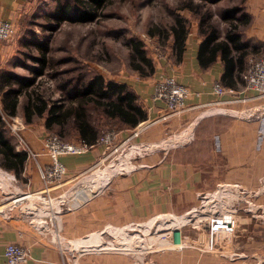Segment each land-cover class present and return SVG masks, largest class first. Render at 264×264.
Instances as JSON below:
<instances>
[{
    "label": "crops",
    "instance_id": "1",
    "mask_svg": "<svg viewBox=\"0 0 264 264\" xmlns=\"http://www.w3.org/2000/svg\"><path fill=\"white\" fill-rule=\"evenodd\" d=\"M227 2L222 0V4ZM234 3L243 7L250 18V24L241 29L244 41L257 49L256 57L264 58V0ZM39 4V0H0V22L10 21L18 26L24 19L33 17ZM189 29L181 57L173 51L171 60L154 63L152 77L138 76L137 81L119 82L128 85L139 97L149 119L134 131L123 130L116 135L123 140L140 138L138 142L156 148L154 164H149L152 159L145 161L146 165L140 170L116 180L99 198L64 214L61 226L68 239L82 242L105 232L106 228L125 229L132 224L140 225L156 214L189 211L200 196L213 194L223 185L246 190L251 202L264 210V97L250 94L252 99L245 104L212 105L232 98L231 94L221 98L212 94L215 84L222 85L224 66L218 59L208 70L201 68L199 24L190 22ZM15 49L14 41L0 43V72L11 65ZM161 76L175 77L180 85L200 94V98L192 97L180 114L168 115L162 103L152 101L155 82ZM244 86L237 83L234 89H228L239 94ZM205 108L210 109L204 111ZM7 118L11 117H4V122ZM148 122L152 125L145 128ZM5 131L16 151L15 137L6 128ZM25 137L34 151L42 152L44 147L39 134L28 131ZM100 140L87 155L61 159L68 174L60 187L77 182L95 166L104 155ZM46 162L43 158L42 163ZM32 168L31 164L30 182L34 183V188H40L39 173L32 172ZM23 173L24 170L19 179H24ZM13 176L17 178L14 173ZM12 206L0 200L1 254L7 245L19 244L31 249L33 261L29 264H72L71 260L77 261L75 264H132L128 256L113 251H81L70 257L52 245L51 237L42 236L29 224V217L21 207H16L10 217H6ZM204 231L201 236L188 237L187 264H196V259L197 264H264V220L247 214L236 220L231 234H214L210 225H205ZM85 247L90 248L82 246Z\"/></svg>",
    "mask_w": 264,
    "mask_h": 264
},
{
    "label": "rangeland",
    "instance_id": "2",
    "mask_svg": "<svg viewBox=\"0 0 264 264\" xmlns=\"http://www.w3.org/2000/svg\"><path fill=\"white\" fill-rule=\"evenodd\" d=\"M55 1L39 0L40 4L33 17L21 21V24L18 25V36L14 39L16 49L10 60L11 65L4 72L29 77L36 81L26 91L27 94L20 98L19 114L16 118L24 123L25 133L30 131L32 134H39L42 142L47 135H55L67 144H76L80 140H76L73 126L67 124L65 128H61L54 125L48 128V111L43 116L35 113L34 109L31 110L32 115L26 112L29 93L34 95V99L37 96L43 97L49 106L53 104L69 106L71 89L85 84L94 75H101L107 81L118 83L137 81L139 75L130 67L132 52H130L127 43L131 39H137L144 43L148 57L155 64L161 60L166 62L172 59L173 38L170 35V28L178 17L185 18L188 23L197 22L196 18L198 17L195 16V13L197 6H200L201 9L198 12L203 14L206 10L209 11V14L214 15L215 22L219 23L220 14L224 8L229 7L228 4L234 6L235 1L239 3L241 0H228V4L221 2L217 5L201 3L198 0H110L99 13V19L93 23L65 22L58 26L51 23L47 17L55 9ZM191 1L192 8L196 11L186 8ZM39 43L48 44L51 50L44 75L40 78H33V69L41 67L32 59V57L40 56L38 48H36ZM250 59L257 60L260 57L254 55ZM208 109L210 108H205L204 111ZM28 115L31 117L29 124H27ZM93 116L97 121L99 120L100 116L97 113ZM6 120L5 128L9 131L10 118ZM147 124L152 125V122ZM147 124L144 125L145 128ZM110 126V129H106L103 135L117 134L120 130L119 126L115 124ZM150 130H146V132ZM61 131L65 132L60 135ZM139 139L130 137L123 140L122 137L116 135L113 142L100 146L103 147L104 155L95 166L81 176L77 182L67 187H60L67 177L57 184H49L48 189L39 177L41 187L34 188V183L30 182L29 169L24 179L21 177L7 183L0 182V200L4 203H12L23 193L30 192L33 195L47 189L50 191L53 204L58 206V209H63L60 215L63 217L64 214L71 212L76 207L99 198L116 180L136 173L142 168L141 166L146 165L145 161L152 159L149 164H154L156 148L138 142ZM32 166V172H37V166L34 163ZM8 174L13 175V173ZM108 174H110V179L106 181L105 176ZM217 197H210L211 199H205L204 196L199 197L195 206L189 211L156 214L146 218L140 226L132 224L126 229L110 227L106 228L105 232L100 230L104 249L94 245H89L91 248L86 249L76 248L74 239H68L65 236L61 226L62 221L57 224L53 221L54 227L50 226V230L44 236L54 239L52 245L59 249L61 247L66 254L71 255L70 257L78 255L81 251H113L128 256L132 264H187L186 251L190 248V244L187 242L188 237L204 234L206 232L204 226L208 221L213 222L218 219L219 215L223 220H238L242 215L247 214L255 216L249 212V207L246 204H242V212L241 210L220 212L219 205L223 206L224 203L227 209H232L236 203L233 197L231 199L226 197L223 203L218 202L219 198ZM33 199L35 198L22 203L40 205V202L37 203ZM257 214L260 220L262 212H257ZM57 227L58 229H56ZM71 261L72 264L77 262ZM197 262L196 259V264Z\"/></svg>",
    "mask_w": 264,
    "mask_h": 264
},
{
    "label": "trees",
    "instance_id": "3",
    "mask_svg": "<svg viewBox=\"0 0 264 264\" xmlns=\"http://www.w3.org/2000/svg\"><path fill=\"white\" fill-rule=\"evenodd\" d=\"M201 3L217 5L222 0H198ZM56 6L52 13L48 14V20L58 25L65 22L74 24L93 23L99 13L108 5L110 0H56ZM192 8V1L186 6ZM185 8V9H186ZM201 7L197 6L195 16L199 24L202 43L198 52V61L203 70L211 68L218 59L224 66L222 85L224 88L234 89L237 83L245 85L243 74L248 69V60L257 53V49L244 41L242 27L250 24L249 15L240 6L224 8L220 14V22H215L214 15L200 13ZM26 20V19H24ZM190 23L183 17H178L170 28L173 38V51L177 57L184 52L185 42L189 35ZM223 28V29H222ZM39 45V46H38ZM39 57L32 59L41 65L40 69H33V78L44 75V69L48 66L49 45L39 43ZM127 45L130 47V67L141 78H150L155 74V64L148 57L146 47L142 41L131 39ZM34 79L18 76L11 72H0V155L2 163L0 168L13 172L20 177L26 163V156L15 151L12 141L7 138L4 117H16L19 112L20 98L27 94V90L34 85ZM34 95H28V107L26 112L43 116L48 111L47 127L57 125L65 128L73 126L76 132V140L96 145L105 135L104 131L115 124L120 130L134 131L140 124L146 122L148 114L143 108L139 97L126 84L115 81H107L101 75H94L85 84L78 85L69 93V106L48 105L40 96L34 99ZM31 108V109H30ZM97 113L99 120L94 118ZM31 122L28 115L27 124ZM72 128V127H71ZM110 129V128H109ZM65 131H61V135Z\"/></svg>",
    "mask_w": 264,
    "mask_h": 264
},
{
    "label": "built area",
    "instance_id": "4",
    "mask_svg": "<svg viewBox=\"0 0 264 264\" xmlns=\"http://www.w3.org/2000/svg\"><path fill=\"white\" fill-rule=\"evenodd\" d=\"M18 36V26L10 21L0 22V43H10ZM243 74V81L245 83L244 89L241 93L235 94L234 91H230L224 88L221 84H215L213 87L212 94L218 98L224 97L227 94H231L232 98L227 102L220 103L219 101L213 103L212 105L220 104H245L248 103L252 97L250 94H254L256 98L264 97V58L257 60H249L248 69ZM200 98V94L191 92L187 87H184L178 83L175 77L163 76L160 77L154 85L152 101L155 103H162L168 115H178L185 111L187 102L192 98ZM254 99V98H253ZM211 106V105H210ZM250 118L252 115L246 114ZM7 122V120L5 119ZM146 125V124H145ZM150 126L147 124L146 127ZM9 131L15 137L16 140V151L22 155L26 156V165L24 169V178H26L27 172L31 164H35L38 168L39 176L42 182L47 187L49 184H57L65 177H67L68 171L65 164L62 163L61 159L63 157H77L84 156L95 150L98 146L89 145L86 142L80 141L76 144L66 143L60 137L55 135H47L43 139V150L42 152H36L28 143L25 137L26 127L24 123L17 118H10ZM116 138V133H109L105 135L101 140V145H107L113 142ZM45 158L48 162L42 163V159ZM6 173V172H5ZM8 174V173H6ZM15 180L16 178L11 175ZM29 180V179H28ZM45 190L41 193L31 194L23 193L19 198H16L12 203L13 206L9 210V214L6 217H10V213L14 212L16 207H21V211L29 217V224L42 236L50 230V226H53V221L57 224L62 221L60 216L61 210L58 206L53 204V200L50 196V191ZM45 193L46 196H45ZM205 197V199H211L210 197L219 198L218 202H222L227 197L231 199L234 198V206L232 209H227L224 206L219 205L220 212L224 211H239L242 208V204H246L249 207V212L254 214V218L259 219L257 212H262L261 219L264 220V210L257 206L254 202H251L249 195L246 190L243 191L236 186H220L216 189L213 194L202 195L200 197ZM35 198V202H40V205L35 204H23L26 200ZM215 201V200H212ZM234 207V208H233ZM218 216L213 222L208 221L206 224L210 225L211 230L214 234L225 233L231 234L235 229L236 220H223ZM140 226V225H138ZM58 229V227L56 228ZM126 229V228H125ZM56 232V231H55ZM47 237V236H44ZM55 237V234H54ZM52 240V238H51ZM54 240V239H53ZM52 242L54 243V241ZM61 245V244H60ZM62 253L64 250L60 247ZM33 261L32 251L29 247L22 246L19 244L7 245L3 253H0V264H29Z\"/></svg>",
    "mask_w": 264,
    "mask_h": 264
},
{
    "label": "bare ground",
    "instance_id": "5",
    "mask_svg": "<svg viewBox=\"0 0 264 264\" xmlns=\"http://www.w3.org/2000/svg\"><path fill=\"white\" fill-rule=\"evenodd\" d=\"M215 111V110H213ZM218 111V110H216ZM181 136V135H180ZM172 144V143H171ZM167 146V145H166ZM169 146V145H168ZM170 147V146H169ZM106 181L110 179V174H108V176L106 175ZM13 180L12 176L6 174L5 172H3L1 169H0V182L1 183H7V182H11ZM105 181V182H106ZM182 219V218H181ZM122 231V230H121ZM123 232V231H122ZM91 245H94L96 246L97 248H102L104 249L105 247L102 245V233H98V234H95V235H92L89 239H87L86 241H79L78 243H74V246L76 248H82V246H87V247H90ZM91 248V247H90ZM86 249V247H85Z\"/></svg>",
    "mask_w": 264,
    "mask_h": 264
}]
</instances>
